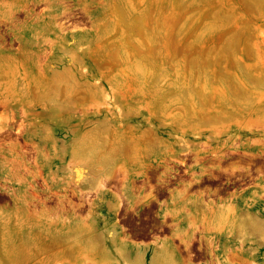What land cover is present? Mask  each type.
<instances>
[{"label": "rangeland", "instance_id": "rangeland-1", "mask_svg": "<svg viewBox=\"0 0 264 264\" xmlns=\"http://www.w3.org/2000/svg\"><path fill=\"white\" fill-rule=\"evenodd\" d=\"M66 4L0 0V264H264V0Z\"/></svg>", "mask_w": 264, "mask_h": 264}, {"label": "bare ground", "instance_id": "bare-ground-1", "mask_svg": "<svg viewBox=\"0 0 264 264\" xmlns=\"http://www.w3.org/2000/svg\"><path fill=\"white\" fill-rule=\"evenodd\" d=\"M67 0H2V5L3 7H5L7 13L9 14L8 17H6L7 19V23H10V25H12V21H16V13L21 12V11H26L27 9L31 10L30 6H34V5H38L39 3H44L46 5V12H48L47 18H49V22L55 24L56 19H57V14H59V12H64L68 9L67 4H66ZM81 1V0H80ZM101 4V3H100ZM86 6V5H85ZM1 7V5H0ZM45 7V6H44ZM97 7V6H96ZM103 8V7H102ZM43 10V9H42ZM34 11V10H33ZM41 11V10H39ZM37 12V11H36ZM99 12V11H98ZM32 13V12H31ZM44 13V12H43ZM27 14V13H24ZM67 13H65L66 15ZM37 15V13H36ZM97 15V14H96ZM101 15V14H99ZM95 16V15H94ZM27 17V16H25ZM39 18H37L38 20ZM42 19V18H41ZM34 20V19H33ZM32 20V21H33ZM28 21V20H27ZM58 22V21H57ZM39 23V22H38ZM21 24V23H20ZM34 24V23H33ZM45 24V23H43ZM60 24V22H59ZM63 24V23H62ZM46 25V24H45ZM45 27V26H43ZM50 27V26H49ZM53 27V26H52ZM59 27V26H58ZM36 28V27H35ZM48 28V27H47ZM46 28V29H47ZM55 29V28H54ZM35 30V29H34ZM36 32V30H35ZM34 32V33H35ZM38 34H40L39 32H37ZM52 33V32H51ZM45 34V33H44ZM57 34V33H56ZM63 34V33H62ZM36 35V34H35ZM34 35V36H35ZM32 37V36H31ZM62 37V36H61ZM27 38V37H26ZM20 41V40H19ZM31 42V41H30ZM33 42V41H32ZM36 42V41H35ZM58 42V41H57ZM22 43V42H21ZM60 43V42H59ZM6 44V43H5ZM49 44V43H48ZM2 45V44H1ZM30 45V44H29ZM41 45V44H40ZM55 45V44H54ZM60 45V44H59ZM37 46V45H36ZM4 47V46H3ZM20 47V45H19ZM44 47V46H43ZM54 47V46H53ZM11 49V48H9ZM18 49V48H17ZM39 49V48H37ZM67 49V48H66ZM14 50V49H13ZM23 50V49H22ZM30 50V49H29ZM44 50V49H43ZM52 50V49H51ZM61 50V49H60ZM36 51V50H34ZM42 51V50H41ZM67 51V50H66ZM7 52V51H6ZM52 52V51H51ZM63 52V51H62ZM71 52V51H70ZM2 53V52H1ZM29 53V52H28ZM47 53V51H46ZM68 53V52H67ZM51 54V53H50ZM69 54V53H68ZM76 54V53H75ZM43 56V55H42ZM49 57V56H48ZM77 58V57H76ZM4 59V58H3ZM57 59V58H56ZM60 60V59H59ZM82 61V60H81ZM68 63V62H67ZM48 65V64H47ZM53 65V64H52ZM72 65V64H71ZM45 67V66H44ZM43 67V68H44ZM53 67V66H52ZM79 68V67H77ZM81 69V67H80ZM51 70V68H50ZM52 71V70H51ZM56 74V73H55ZM49 75V74H48ZM47 75V76H48ZM53 75V74H52ZM59 75V74H58ZM16 76V75H15ZM56 76V75H55ZM19 77V76H18ZM51 77V76H50ZM50 80V79H49ZM22 86V85H21ZM38 86V85H37ZM52 87V86H51ZM42 88V87H41ZM47 88V87H46ZM54 88V87H53ZM43 90V89H42ZM50 90V89H49ZM14 91V90H13ZM39 92V91H38ZM43 92V91H42ZM51 91H49L48 93H50ZM4 93V92H3ZM47 93V92H45ZM53 93V92H52ZM40 94V93H39ZM48 95V94H47ZM42 96V95H41ZM9 98V97H8ZM10 100V99H9ZM13 100V99H12ZM14 101V100H13ZM27 101V100H26ZM50 101V100H49ZM45 102V101H44ZM11 103V101H10ZM44 104V103H43ZM55 104V103H54ZM9 105V104H8ZM73 107V106H72ZM85 112V111H84ZM82 114V113H80ZM97 117V116H96ZM116 119V118H115ZM74 120V119H73ZM91 121V120H90ZM8 122V121H7ZM121 124V123H120ZM7 125V124H6ZM82 126V125H81ZM54 127V126H53ZM83 127V126H82ZM98 127V126H97ZM2 128V126H0V129ZM62 128V127H61ZM59 129V128H58ZM77 129V128H76ZM105 129V128H104ZM67 131V130H66ZM82 132V131H81ZM51 134V133H50ZM53 136V135H52ZM99 136V135H98ZM88 141V140H87ZM79 145V144H78ZM81 145V144H80ZM79 145V147H80ZM84 145V144H83ZM87 145V142H86ZM89 146V145H88ZM78 147V149H79ZM82 148V147H81ZM89 148V147H87ZM83 150V149H82ZM81 150V151H82ZM91 151V150H90ZM15 153V152H14ZM80 153V152H79ZM87 153V152H85ZM83 154V153H82ZM84 156V155H83ZM81 157V156H80ZM98 157V156H97ZM83 159V158H82ZM28 162V161H27ZM26 164V163H25ZM114 164V163H113ZM24 165V164H23ZM89 169V168H88ZM90 172V171H89ZM92 173V172H91ZM89 176V175H88ZM93 176V175H92ZM95 177V176H94ZM89 178V177H88ZM96 178V177H95ZM25 187V186H24ZM88 188V187H87ZM24 203H27V193L26 191H24ZM99 194V193H98ZM29 196V195H28ZM30 203V202H28ZM27 203V204H28ZM32 203V202H31ZM99 210V209H98ZM13 212V211H12ZM21 213V212H20ZM47 226V225H46ZM76 226V225H75ZM35 227V226H34ZM52 228V227H51ZM253 228H255L256 230L258 229H262L259 225H254ZM27 230V229H26ZM66 233V232H65ZM68 233V232H67ZM101 233V232H100ZM60 234V233H59ZM104 235V234H103ZM65 236V235H64ZM67 237V236H66ZM70 237V236H69ZM86 239V238H85ZM85 241V240H84Z\"/></svg>", "mask_w": 264, "mask_h": 264}, {"label": "crops", "instance_id": "crops-1", "mask_svg": "<svg viewBox=\"0 0 264 264\" xmlns=\"http://www.w3.org/2000/svg\"><path fill=\"white\" fill-rule=\"evenodd\" d=\"M182 199V198H178ZM193 205H195L196 207H198V205L202 202H199L197 200L190 202ZM189 203V204H190ZM204 205V204H203ZM198 209V208H197ZM197 209H195L197 211ZM215 209L212 214H217V208H213ZM199 214V213H198ZM202 219H206L202 218ZM215 220H219V218H214ZM221 219H225V218H221ZM194 220L198 221L201 220L198 216L195 215ZM254 230H256L255 228H253ZM259 231H261L262 229H258ZM150 241H147L146 244H149ZM161 245H165V248L161 249ZM148 249H150V246H144V248L140 247V249H138L136 251V253H134V255L129 256V258H132V261L135 260L136 264H145L147 263V253H148ZM172 246L171 244H169L168 242H163L160 244V246L158 248H155L154 253L151 257L150 260V264H164V262L166 264H189L188 261L186 260L185 257L181 256L180 253L177 250H171ZM198 262H195V264H197Z\"/></svg>", "mask_w": 264, "mask_h": 264}, {"label": "flooded vegetation", "instance_id": "flooded-vegetation-1", "mask_svg": "<svg viewBox=\"0 0 264 264\" xmlns=\"http://www.w3.org/2000/svg\"><path fill=\"white\" fill-rule=\"evenodd\" d=\"M0 161L1 160H3L4 159V157H6L5 156V154L3 153V152H0ZM232 182H234V180L232 181ZM232 182H229V183H232ZM225 184H226V181H222L220 184H217L219 187H221V188H225L226 186H225ZM254 230V229H253ZM259 231V230H258ZM260 232V231H259ZM161 249H163V248H165V245H161V247H160ZM160 264H162V263H160ZM164 264H166L165 262H164Z\"/></svg>", "mask_w": 264, "mask_h": 264}]
</instances>
